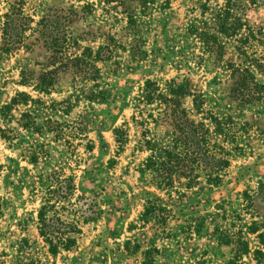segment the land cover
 Wrapping results in <instances>:
<instances>
[{"label": "rangeland", "instance_id": "1", "mask_svg": "<svg viewBox=\"0 0 264 264\" xmlns=\"http://www.w3.org/2000/svg\"><path fill=\"white\" fill-rule=\"evenodd\" d=\"M149 1L0 0V44L11 11L16 26L6 40L20 39L0 49V264L28 257L21 239L43 263L140 264L151 249L153 264H264V94L240 100L231 79L232 63L255 58L263 72L251 71L264 84V0ZM225 3L228 21L244 24V52L239 36L218 32ZM46 71L51 84L36 88ZM171 80L202 101L196 114L193 96L185 98L194 121L210 113L228 122L234 142L209 136L229 151L216 183L203 167L190 181L160 182L155 169L172 134L163 106L143 94L147 81L164 91ZM58 185L72 189L69 202L51 201L54 210L80 232L72 250L53 256L37 214ZM125 241L139 251L121 252Z\"/></svg>", "mask_w": 264, "mask_h": 264}, {"label": "trees", "instance_id": "2", "mask_svg": "<svg viewBox=\"0 0 264 264\" xmlns=\"http://www.w3.org/2000/svg\"><path fill=\"white\" fill-rule=\"evenodd\" d=\"M130 1H137V3L143 7L150 2L149 0ZM165 1L167 2L168 0ZM230 10L231 7L228 3H225L223 9L219 10L224 11L223 17L221 18L220 12L216 15L217 19L220 18L218 32L223 34L222 36L224 38L230 37L233 34L237 37L239 36L237 38L238 46L236 49L237 51L241 50L240 52H244L243 48L245 47L246 38L243 37L244 35L241 32L244 24L239 17L234 18L233 22L228 21V16L231 13ZM13 13L14 12L11 11L10 13H5L3 15L4 21L2 22L1 28L2 43L0 44V49L2 52L6 53L17 48L15 47V42L20 41V39L15 41L6 40V37L10 36V27L15 28L16 26V24H14L15 20L11 17ZM129 22L132 23L134 21L131 20ZM26 28L20 27L21 32ZM198 34L200 36L205 34V32L201 31ZM87 50L91 51L90 49ZM96 53L98 54V51H96ZM97 54H95L92 59L97 58ZM88 55H90V53H88ZM252 60L253 61H249L245 66L235 65L234 63L231 64V79L232 85H234V93L237 97L238 95L240 96V100L246 102L257 100L264 94V84L256 81L250 68V66H255L261 70L260 66H263V64H259L255 61L257 60L255 58ZM73 62L76 67H79L77 72L84 73L80 67H85L87 62L83 61V58L79 55L73 58ZM48 73H51V71L41 72L40 75L35 77L33 84L36 88L45 90L49 87L51 79L47 77ZM19 82L25 84L24 79H21ZM144 92L143 97L146 102L157 101L159 105L163 106L162 113L164 117L168 118L165 120L166 124L170 125L169 131L172 134L173 144L171 148L161 149L163 159L160 161L159 167L155 169L158 176L161 178V184H168L167 180H172V175H175L178 179L186 178L187 181H190L193 171L200 167H203L208 181L216 183L217 180L220 179V172L229 165V151L222 142H234L230 127L227 126L228 122L218 119L210 113L205 115V117H202L200 120L195 121L189 117L188 111L184 105L185 98L193 96L192 106L193 109H195L196 114L200 113L199 110L202 101L194 97V94L188 90L184 83H176L174 80H171L166 84V89L163 91L160 90L154 82L147 81ZM23 94L24 93H18L17 99L13 98V102H19L18 98L23 96ZM21 100H26V98L24 97ZM205 119L208 120L209 125L204 122ZM210 125L212 126V129H210ZM212 132L221 137V143L211 141L209 136ZM121 134H123V130H120L119 128L114 130L115 139L119 144H123L127 139V136L121 139ZM147 148L150 149V147ZM149 159L151 160L152 157H149L148 160ZM151 164L154 165V162ZM186 184L188 185L189 183L187 182ZM71 189L70 185L66 188L58 185L54 189H48L47 198L38 210V233L46 246L47 252L53 256H56L63 251L72 250L76 246V238L74 235L80 232L79 226L74 224L73 221L60 217V215H58L59 212L54 210L55 205L51 203V201L69 202L68 196ZM55 221L63 226L62 231L56 230L57 227L51 225V222ZM164 221V217H160V219L157 220L158 223ZM30 246L33 245L29 244L27 239H21L18 251L21 254L28 255V257H25V259L17 264H56L54 261L43 263L39 256H30ZM139 248V244L134 248H131L129 242L125 241L121 252H124L127 255H133L139 251ZM150 253L151 249L142 251L141 255L143 260L140 264H153L152 259L150 258Z\"/></svg>", "mask_w": 264, "mask_h": 264}]
</instances>
